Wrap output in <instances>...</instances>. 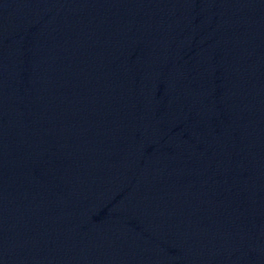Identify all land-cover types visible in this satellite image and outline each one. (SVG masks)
<instances>
[{"label":"water","instance_id":"95a60500","mask_svg":"<svg viewBox=\"0 0 264 264\" xmlns=\"http://www.w3.org/2000/svg\"><path fill=\"white\" fill-rule=\"evenodd\" d=\"M0 264H264V0H0Z\"/></svg>","mask_w":264,"mask_h":264}]
</instances>
